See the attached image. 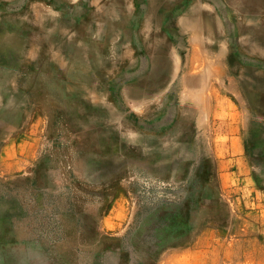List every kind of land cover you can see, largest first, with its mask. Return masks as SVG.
Wrapping results in <instances>:
<instances>
[{"label": "rangeland", "instance_id": "1", "mask_svg": "<svg viewBox=\"0 0 264 264\" xmlns=\"http://www.w3.org/2000/svg\"><path fill=\"white\" fill-rule=\"evenodd\" d=\"M10 1L0 0V11L60 6ZM91 3L63 6L91 16L90 38L99 56L112 59L108 70L145 60L132 38L114 55L107 45L118 37L104 40ZM201 3L214 12V31L161 21L169 34L162 38L164 79L140 93L149 86L142 78L138 94L128 95L123 85L131 75L116 73L94 106L117 115L84 114L79 126L47 85V43L38 34L24 37L19 22L1 16L0 264H171L173 253L201 246L207 236L236 242L220 254L236 258L217 264H251L246 253L264 250V0L245 12ZM126 4L132 29L144 0ZM202 34L205 42L197 41ZM200 93L207 98L201 111ZM76 102L88 112L85 97L68 101Z\"/></svg>", "mask_w": 264, "mask_h": 264}, {"label": "bare ground", "instance_id": "2", "mask_svg": "<svg viewBox=\"0 0 264 264\" xmlns=\"http://www.w3.org/2000/svg\"><path fill=\"white\" fill-rule=\"evenodd\" d=\"M17 1L20 2L22 0H11L9 3L13 4ZM54 1L58 4L60 3L58 10L48 9L46 6L40 8L36 5H28L18 13H10L5 11L8 5H3L1 8L3 12L0 11V18L5 15L13 22H19L21 24L19 31L24 37L28 38L31 34H38V40L47 43L46 51L48 57L43 58V64L49 70L46 80L47 85L53 95H60L64 98L65 111L72 119V124L76 126L81 123L84 124L82 119L84 114L89 116L93 113H100L104 116L117 115V111L104 110L100 112L94 106V102L100 98V92L106 87H112L117 81L114 79L116 73L120 77L131 75L132 80L126 81L123 85L124 92L128 95L138 94L139 80L142 78L146 79V83L149 86L143 88L140 93L151 91L152 82H160L162 78L164 79L165 70L163 65L165 63L162 62L164 61L166 43L162 38L164 34L167 36L169 34H167L168 32L162 34L158 26L161 21L167 24L172 21L177 29L183 31L200 29L203 32L209 30L213 32L215 28L214 12L212 9H206L207 6L201 3L203 0H144L140 19L135 26L133 25L132 29H130V24L133 21L134 13L126 4V0H92L91 4L94 7L95 17L99 18L104 26V40L108 37H118L117 42L107 45L113 49L114 55L131 38L132 41L140 45L141 50L145 54V60L136 59L128 67H123L119 72L116 71L113 74L108 70L112 59L99 56L97 43L90 38L92 36L90 35L92 29L89 25L91 16L84 13L81 18L78 9L75 12H69L63 6L64 1L69 0ZM207 1L211 2L217 9H219V2H223L224 5L230 3L245 12L256 0ZM175 13H177L176 19L173 18ZM25 24L28 25V29L24 27ZM57 34H60V38L56 37ZM68 36L71 40L68 39ZM204 36L203 34L195 35V39L201 41V37ZM10 40L13 43L18 39L10 38ZM202 41L205 42V39L203 38ZM209 47L213 48L214 45H209ZM26 56L29 60H32L34 58L33 50L28 49ZM140 61L142 62L141 64L147 67L143 75L138 73ZM202 76L203 73L201 72L198 78ZM189 81L194 83L195 80ZM75 96L86 98L88 112H84V105L80 102H76L73 106L68 103ZM196 99L201 104L199 111L203 110L207 103V98L200 93V96ZM3 209L4 205L0 202V241L5 237L2 229L1 212L6 209Z\"/></svg>", "mask_w": 264, "mask_h": 264}, {"label": "crops", "instance_id": "3", "mask_svg": "<svg viewBox=\"0 0 264 264\" xmlns=\"http://www.w3.org/2000/svg\"><path fill=\"white\" fill-rule=\"evenodd\" d=\"M134 19V17H132ZM257 235L252 238L254 241H261V239H257ZM196 242H193V247L186 251H178L177 253H173L171 255V264H217L218 260H227V259H235L230 258V256L220 255L223 250H228V246L231 248L235 241L222 242L216 241V243L210 241V238L207 236L203 241V245L196 246ZM224 244V245H223ZM230 244V245H229ZM219 245V250L217 251ZM254 251L246 253V260L250 261L251 264H264V250L260 249V254H253Z\"/></svg>", "mask_w": 264, "mask_h": 264}]
</instances>
